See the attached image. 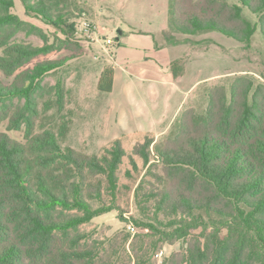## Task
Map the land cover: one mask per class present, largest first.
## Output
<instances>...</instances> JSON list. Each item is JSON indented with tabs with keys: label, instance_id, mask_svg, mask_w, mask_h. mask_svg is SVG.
<instances>
[{
	"label": "trees",
	"instance_id": "16d2710c",
	"mask_svg": "<svg viewBox=\"0 0 264 264\" xmlns=\"http://www.w3.org/2000/svg\"><path fill=\"white\" fill-rule=\"evenodd\" d=\"M64 1L24 3L54 24ZM240 2L189 0L176 25L189 34L217 30L249 43L256 27L243 7L258 15L264 35V0ZM14 5L15 0H0V70L14 76L9 85L0 79V264H156L162 245L177 240L185 247L163 264H264V84L238 76L230 97L224 85L212 84L206 112L200 115L192 106L180 112L178 131L157 146L158 162L150 163L154 135L136 144L135 154L150 165L148 179L134 188L135 200L158 225L135 219L143 230L134 236L122 229L100 238L81 226L120 209L123 136L98 155L63 146L52 126L38 130L55 101L64 108L63 85L51 87L57 98L44 100L43 108L36 91L65 60L30 65L56 46L42 28L14 14ZM24 29L45 44L17 41ZM171 69L175 77L185 71L180 59ZM113 86L114 67L105 65L97 88L109 93ZM16 99H24L23 105ZM23 129L24 141L9 133ZM130 162L127 176L133 177L140 168L134 158Z\"/></svg>",
	"mask_w": 264,
	"mask_h": 264
},
{
	"label": "rangeland",
	"instance_id": "374dc122",
	"mask_svg": "<svg viewBox=\"0 0 264 264\" xmlns=\"http://www.w3.org/2000/svg\"><path fill=\"white\" fill-rule=\"evenodd\" d=\"M225 1L241 4L240 0ZM188 4L189 0H65L57 8L58 16L53 24L29 12L24 0H15L13 13L42 28L49 43L56 46L50 53L35 58L30 65L46 59L65 60L63 65L52 69L46 75L44 88L36 91L40 107L43 108L44 100L49 97L54 100L57 98L53 91L50 92L51 87L63 85L64 108L59 110L55 101L52 108L42 114L38 121V130L40 125L52 126L60 133L59 141L63 146H71L87 154L101 155L106 148L112 146L114 139L106 131L112 118V92H100L97 84L103 67L112 62L119 27L124 31H146L153 35L157 43L178 46L182 55L181 64L185 69L191 68L186 84L205 75H215L208 83L200 84L188 95L186 107L192 106L200 115L207 110L209 88L212 84L224 85L229 97L231 85L238 76L250 77L256 85L264 84V35L258 15L243 7L244 15L255 25L256 31L249 43H242L217 30L189 34L179 29L176 25L177 14L186 11ZM109 39L112 41L109 42ZM16 40L36 46L45 44L41 35L28 33L26 29L17 33ZM0 79L9 85L14 76H7L0 70ZM140 84L143 97H146L148 84ZM44 92L45 99H42ZM15 101L20 105L24 103V99ZM177 117L159 132L141 130L122 137L127 155L119 170L120 190L117 201L120 209L97 215L83 224L82 230L92 232L100 238L112 236L122 229L134 236L138 230H143V226L136 225L135 219H139L141 223L158 225L153 214L146 216L138 209L134 188L142 178L148 179L146 173L150 163L159 161L158 144L178 131L181 117ZM64 123H68L67 126H63ZM24 131L25 129L9 133L13 138L24 141ZM147 134L154 135L155 140L150 147L151 162L144 165L143 159L135 154L134 148L136 144L145 141ZM130 158H134L140 168V173L133 171V177L127 176V170L132 169ZM184 247V240L165 242L154 256L155 263L163 264L168 256Z\"/></svg>",
	"mask_w": 264,
	"mask_h": 264
},
{
	"label": "crops",
	"instance_id": "0c3cea01",
	"mask_svg": "<svg viewBox=\"0 0 264 264\" xmlns=\"http://www.w3.org/2000/svg\"><path fill=\"white\" fill-rule=\"evenodd\" d=\"M117 40L111 60L114 67L110 94L112 118L106 127L113 139L141 130L161 131L188 105L191 91L215 77L205 75L186 84L189 67L183 75L175 77L171 63L182 57L178 46L157 43L149 32L128 30ZM140 83L148 84L146 97Z\"/></svg>",
	"mask_w": 264,
	"mask_h": 264
},
{
	"label": "water",
	"instance_id": "95a60500",
	"mask_svg": "<svg viewBox=\"0 0 264 264\" xmlns=\"http://www.w3.org/2000/svg\"><path fill=\"white\" fill-rule=\"evenodd\" d=\"M117 33H118V37L117 38H120V36L123 35L124 30L121 27H119V28H117Z\"/></svg>",
	"mask_w": 264,
	"mask_h": 264
},
{
	"label": "built area",
	"instance_id": "2783aa9c",
	"mask_svg": "<svg viewBox=\"0 0 264 264\" xmlns=\"http://www.w3.org/2000/svg\"><path fill=\"white\" fill-rule=\"evenodd\" d=\"M108 41H109V42H111L112 40H111V39H109Z\"/></svg>",
	"mask_w": 264,
	"mask_h": 264
}]
</instances>
